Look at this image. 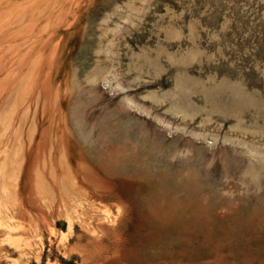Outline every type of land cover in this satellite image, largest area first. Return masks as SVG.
Instances as JSON below:
<instances>
[{
	"label": "rangeland",
	"instance_id": "1",
	"mask_svg": "<svg viewBox=\"0 0 264 264\" xmlns=\"http://www.w3.org/2000/svg\"><path fill=\"white\" fill-rule=\"evenodd\" d=\"M0 264H264V0H0Z\"/></svg>",
	"mask_w": 264,
	"mask_h": 264
},
{
	"label": "bare ground",
	"instance_id": "2",
	"mask_svg": "<svg viewBox=\"0 0 264 264\" xmlns=\"http://www.w3.org/2000/svg\"><path fill=\"white\" fill-rule=\"evenodd\" d=\"M71 226V225H70Z\"/></svg>",
	"mask_w": 264,
	"mask_h": 264
}]
</instances>
